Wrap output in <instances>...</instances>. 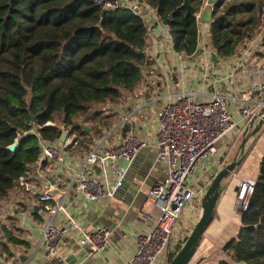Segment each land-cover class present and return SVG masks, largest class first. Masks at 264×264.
I'll list each match as a JSON object with an SVG mask.
<instances>
[{
  "label": "trees",
  "instance_id": "1",
  "mask_svg": "<svg viewBox=\"0 0 264 264\" xmlns=\"http://www.w3.org/2000/svg\"><path fill=\"white\" fill-rule=\"evenodd\" d=\"M144 2L168 26L174 51L195 54L197 19L186 16L183 0ZM188 2L199 13L205 0ZM263 25L264 0H218L209 45L218 59H228ZM146 36L142 19L131 11H103L92 0H0V203L35 182L39 140L55 141L62 132L43 128L45 123L65 125L85 152L118 124L114 108L136 91L149 64ZM118 130L125 136L129 125ZM13 143L19 149L11 154L6 148ZM240 222L237 235L222 248L227 259L220 264H264V156ZM4 233L13 245H26ZM180 248L181 242L171 244L167 264Z\"/></svg>",
  "mask_w": 264,
  "mask_h": 264
},
{
  "label": "built area",
  "instance_id": "2",
  "mask_svg": "<svg viewBox=\"0 0 264 264\" xmlns=\"http://www.w3.org/2000/svg\"><path fill=\"white\" fill-rule=\"evenodd\" d=\"M92 2L103 11L123 8L141 18L147 30L146 38L153 33L159 34V49L163 53L173 52L179 60L189 61L193 60L197 53L196 51L195 54L185 57L175 52L168 26L159 20L155 10L144 0ZM195 17L197 19L198 13ZM263 43L264 25L255 37L240 45L230 57L235 63L228 75L232 77V70H237L236 73L242 77L240 83L236 78H231L227 83L220 82L225 74L208 82L212 92L195 93L182 88L178 93L169 94L164 98L157 113L152 149L156 152L155 161L164 165L166 177L162 182L156 183L150 191L151 198L157 204L152 226L137 236L136 252L124 264H159L163 258L165 263L161 264H167L165 254L171 244L181 242L182 246L185 242L188 236L185 234L186 237L183 238L181 229L184 227H177L178 220L189 208L201 212V208L199 210V207L191 206L192 201L199 198L201 202L213 177L226 165L225 158L218 156V144L224 145L226 138L244 130L250 120L264 109ZM145 53L149 61L146 47ZM144 68L145 66L142 68V80L139 85H142L140 93L145 90L149 92L151 89L157 91L156 82L151 79L144 80L148 77ZM237 85L240 90L236 91L237 95H233ZM119 125L120 123L100 141L95 142L78 163L71 154L78 148L80 138L63 124L47 122L43 125V128L47 129L68 131L64 141H61L60 137L55 141L39 140L40 153L33 175L37 187L30 188L29 184L25 185L26 191L34 189L40 202H37L39 212L47 218L41 233V244L45 247L47 257L55 252L65 236L81 232V227L75 220L68 219L64 224L57 222L58 214L65 211L67 198L73 194L87 206L112 199L122 188L126 176V168H121L117 162L124 160L128 167L136 162L140 150L148 147L145 141L132 133L121 136L111 146H105L103 141L113 136ZM29 133L36 135L35 131ZM209 161L213 166L207 180L208 186L205 190L194 189L189 180ZM61 173L66 176V186L63 189L60 186ZM19 183L25 184L24 177H20ZM254 186L253 179L238 180L235 209L239 213L247 209ZM199 216L200 214L198 218ZM4 219V212L0 210V224ZM190 219V214H187V223ZM110 233L105 227H97L83 232L79 244L89 255L104 251L108 247Z\"/></svg>",
  "mask_w": 264,
  "mask_h": 264
},
{
  "label": "crops",
  "instance_id": "3",
  "mask_svg": "<svg viewBox=\"0 0 264 264\" xmlns=\"http://www.w3.org/2000/svg\"><path fill=\"white\" fill-rule=\"evenodd\" d=\"M198 29L197 53L190 61L179 60L173 52H161L158 33H153L146 38V51L150 63L144 68L148 76L144 80L151 79L156 82L157 91L145 90L141 94V85L113 111L117 114L118 124L127 123L128 133H132L148 144V147L140 150L135 166L126 167L119 163L120 160L117 162L121 168H126L122 188L112 199H105L88 206L83 204L82 200L75 198L73 194L70 195L65 204V211L57 216V222L64 224L68 219L75 220L79 223L81 232L65 236L57 245L55 252L48 257L44 245L41 244L43 227L42 229L35 227L32 218L33 207L37 205L36 192L34 189L26 192L17 189L11 192L0 203V210L5 215V219L0 224V232H8L26 245H13L2 235L0 264H124L134 255L137 236L152 226L157 212V204L151 198L150 191L156 183L162 182L166 177L165 167L155 161L156 152L152 149L157 113L162 107L164 98L169 94L178 93L182 88L195 93L212 92L208 82L219 79L225 74L220 80L222 83H227L231 78H236L239 83L242 81V77L236 73L235 69L232 70V77L228 75L235 63L232 58L221 60L215 55L216 61H212L211 55L215 52L209 45V23L198 24ZM238 90L240 86L237 85L233 95H237ZM119 132V130L115 131V136L108 137L103 144L111 146L116 143L121 137ZM242 132L243 130L238 131L232 136L228 149L223 146L218 154L219 158H225L223 156L233 146L235 149L232 148L233 150L229 152L231 159L240 156L238 148L243 139ZM234 141L237 143L236 146ZM78 149L79 147L71 154L76 163L88 152L77 153ZM245 152L240 166L230 179L223 183L226 188L217 202L214 218L205 231L190 264H218L223 255V246L234 238L241 228V213L235 209L236 185L240 178L255 180L259 173V164L264 156V128L254 143L252 139L248 140L245 144ZM212 164L209 161L194 174L189 180L191 187L206 189ZM96 173H98L97 170ZM60 178L62 179L60 186L63 189L66 186L64 182L66 176L61 173ZM29 187L36 188L37 184L31 183ZM101 226L111 232L108 247L104 251L89 255L79 244L82 233ZM3 247H6V251L1 250Z\"/></svg>",
  "mask_w": 264,
  "mask_h": 264
},
{
  "label": "water",
  "instance_id": "4",
  "mask_svg": "<svg viewBox=\"0 0 264 264\" xmlns=\"http://www.w3.org/2000/svg\"><path fill=\"white\" fill-rule=\"evenodd\" d=\"M218 0H207L200 12L198 13L197 22L199 24H208L210 23L213 16V8L217 4ZM181 8L185 10L186 16L194 15L195 10L189 4L188 0H183ZM212 61H216L215 54L211 55ZM33 119V117H32ZM264 128V109H262L257 116L253 117L248 125L242 132V141L239 145L240 156L235 158L232 162L225 165V167L220 170L212 179L209 186L207 187L203 198L200 203V216L193 226L190 234L188 235L185 242L182 244L179 251L175 254L173 259L169 264H190L192 261L197 249L200 246V243L203 239V235L209 225L211 224L215 212L217 202L226 188L225 181L229 180L230 177L235 173L236 169L240 166L243 158L245 157V144L249 139H252V143H254L259 136L260 131ZM86 132H89L88 128H84ZM68 131L65 130L60 135V140L64 141ZM19 145L18 143H13L6 148V151L14 154L18 151ZM124 160H120V164H124L127 167V163ZM136 162H134L131 166H135ZM98 172V170H97ZM237 191V188L236 190ZM39 206L35 205L33 207V212L38 213ZM242 214V213H241ZM87 252V250H86Z\"/></svg>",
  "mask_w": 264,
  "mask_h": 264
},
{
  "label": "rangeland",
  "instance_id": "5",
  "mask_svg": "<svg viewBox=\"0 0 264 264\" xmlns=\"http://www.w3.org/2000/svg\"><path fill=\"white\" fill-rule=\"evenodd\" d=\"M110 108L112 109V106L111 105H107L106 106V110H107V112H111V110H110ZM233 138L232 137H229V138H226V142L224 143V145H222L221 146V144H218V147L220 148V150L223 148V146H225V148H227L228 149V144H230V141L232 140ZM238 140V139H237ZM237 140H235L236 142H237ZM234 141V142H235ZM235 142V146L237 145V143ZM234 147V146H233ZM232 147V148H233ZM230 148L229 150H227V152L224 150V152H226V154L224 155V157H225V164L227 163H230V162H232L234 159H231V155H229V152H231L233 149H235V148ZM81 151H83V148H79L78 150H77V153H81ZM212 181V180H211ZM37 202H39L38 201V199H37ZM200 199L199 198H197V199H195V200H193L192 201V204H191V206L192 207H199L198 209L200 210ZM39 204H40V202H39ZM189 215L190 214V216H191V221H189V223H187L188 221L186 220V215ZM200 214V211H199V213H198V210L197 209H193V208H189V210L184 214V215H182L181 216V218L178 220V224H177V227H184L183 229H181V230H183V232H182V236H183V238H185L186 236H185V234H187V236L190 234V232H191V230H192V228H193V226H194V223L195 222H197V219H198V215ZM35 215V216H34ZM33 216H32V218H33V222H34V225H35V227H41V229H42V227H43V224L45 223V221L47 220V218L46 217H43V213L40 211V212H38L37 214H34ZM187 224V225H186ZM189 224V225H188ZM185 226H186V228H185ZM2 235L5 237V233H1L0 232V237L2 238ZM2 250V249H1ZM3 251V250H2ZM222 254V253H221ZM227 258L225 257V255L223 254V255H221V261H224V260H226ZM221 261H219L218 262V264H220V262ZM161 263H165V260H164V258L163 259H161V261L159 262V264H161Z\"/></svg>",
  "mask_w": 264,
  "mask_h": 264
}]
</instances>
